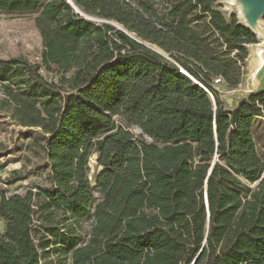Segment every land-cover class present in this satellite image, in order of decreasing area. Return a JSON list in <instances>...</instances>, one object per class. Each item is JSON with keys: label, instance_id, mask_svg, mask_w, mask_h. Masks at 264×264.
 Listing matches in <instances>:
<instances>
[{"label": "trees", "instance_id": "1", "mask_svg": "<svg viewBox=\"0 0 264 264\" xmlns=\"http://www.w3.org/2000/svg\"><path fill=\"white\" fill-rule=\"evenodd\" d=\"M220 1L0 0L43 44L0 59V114L47 137L51 179L0 191V264H264V90L225 110L209 85L237 87L259 42Z\"/></svg>", "mask_w": 264, "mask_h": 264}, {"label": "rangeland", "instance_id": "2", "mask_svg": "<svg viewBox=\"0 0 264 264\" xmlns=\"http://www.w3.org/2000/svg\"><path fill=\"white\" fill-rule=\"evenodd\" d=\"M224 17L230 21L236 16L238 21L245 24L242 15L238 12L234 0H222L216 5ZM101 22L100 20H96ZM264 28V17L262 19ZM258 44L248 45V58L241 63V83L233 88L220 78L210 77L209 85L213 92L218 94L225 110H235L237 106L251 95L264 90V67L262 73L255 80L253 74L259 69V60H256L259 51H263L264 38H258ZM43 51L42 39L35 27L33 16L8 15L0 13V59L25 58L32 63H40ZM172 63H177L168 54L161 51ZM234 56V54H233ZM42 74L49 81H56L55 75L42 70ZM214 97L213 93L209 91ZM129 130L139 139L149 141L136 127ZM254 137L261 157L264 159V117L258 119L254 127ZM46 136L40 129H27L17 126L6 114H0V191L6 196H26L28 192L40 189H50V169L47 166L45 152ZM96 156L90 159V181L94 186L102 168L98 166ZM22 178H25L22 180ZM100 199L101 195L97 193ZM94 220L83 223V231L88 239ZM5 231V223L0 219V232ZM68 264L71 261L68 260Z\"/></svg>", "mask_w": 264, "mask_h": 264}, {"label": "bare ground", "instance_id": "3", "mask_svg": "<svg viewBox=\"0 0 264 264\" xmlns=\"http://www.w3.org/2000/svg\"><path fill=\"white\" fill-rule=\"evenodd\" d=\"M234 2L237 5L238 12L242 15L245 25L251 28L252 30H254L255 32H257L258 37L263 39L264 38V28L262 27L263 16L258 19L256 18V15L253 13L250 16H247V14H245L244 16L242 12L243 11L248 12V10H250V5L244 2L243 0H234ZM257 56H259V58L257 57L256 60H259V62L262 64H260L259 69L255 70L254 74L252 75L254 80L257 77V75H260L262 73L264 67L263 51L260 50Z\"/></svg>", "mask_w": 264, "mask_h": 264}, {"label": "water", "instance_id": "4", "mask_svg": "<svg viewBox=\"0 0 264 264\" xmlns=\"http://www.w3.org/2000/svg\"><path fill=\"white\" fill-rule=\"evenodd\" d=\"M244 2L248 3L250 5V10L248 12H242V14L245 16H250L252 13L256 15V18L264 17V0H243ZM245 25V24H243ZM246 26V25H245ZM248 29H250L256 36L258 37V33L246 26ZM211 100L213 101V105H215L214 97L209 93Z\"/></svg>", "mask_w": 264, "mask_h": 264}, {"label": "built area", "instance_id": "5", "mask_svg": "<svg viewBox=\"0 0 264 264\" xmlns=\"http://www.w3.org/2000/svg\"><path fill=\"white\" fill-rule=\"evenodd\" d=\"M180 72L183 74V75H185V76H187V77H189L194 83H197L191 76H189L182 68H180Z\"/></svg>", "mask_w": 264, "mask_h": 264}]
</instances>
